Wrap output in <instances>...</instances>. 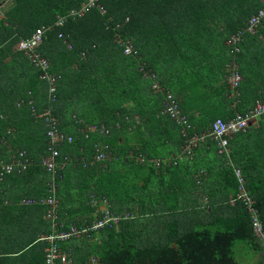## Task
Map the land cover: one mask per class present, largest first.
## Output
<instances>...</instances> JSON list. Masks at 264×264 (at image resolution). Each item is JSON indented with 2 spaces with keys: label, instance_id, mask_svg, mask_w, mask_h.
I'll use <instances>...</instances> for the list:
<instances>
[{
  "label": "trees",
  "instance_id": "obj_1",
  "mask_svg": "<svg viewBox=\"0 0 264 264\" xmlns=\"http://www.w3.org/2000/svg\"><path fill=\"white\" fill-rule=\"evenodd\" d=\"M83 2L0 0V161L22 150L33 160L0 180V264H46L50 242L42 239L71 225L92 227L102 218L103 198L123 220L83 235L82 246L72 245L78 238L61 242L76 264L93 256L99 264H240L237 244L257 256L249 264H264L249 212L232 204L239 182L229 164L232 158L243 169L264 222V116L231 138V157L210 135L217 120L264 103V21L246 34L240 52L229 44L262 1L99 0L105 13L91 7L56 26ZM42 27H54L40 49L60 75L54 104L42 70L16 48ZM119 38L133 42L137 54L126 55ZM234 60L243 76L237 89L229 82ZM154 80L177 97L190 135H204L183 160L170 158L185 137L162 114L165 96ZM49 106L75 137L60 147L61 158L75 159L58 176L57 227L46 217L48 206L22 203L49 198L55 182L43 165L49 129L38 116ZM89 126L109 134L85 138ZM96 142L108 145L107 159L85 167L79 159L92 158Z\"/></svg>",
  "mask_w": 264,
  "mask_h": 264
},
{
  "label": "built area",
  "instance_id": "obj_2",
  "mask_svg": "<svg viewBox=\"0 0 264 264\" xmlns=\"http://www.w3.org/2000/svg\"><path fill=\"white\" fill-rule=\"evenodd\" d=\"M262 1V7L259 9V12L253 15L249 20L247 26L238 33L234 34L229 44L235 47L236 52H240V43L247 33H256L258 28L263 24L264 21V0ZM99 7L102 13H105L106 9L99 3V0H84L83 5L80 9H72L67 15L59 17L56 26L65 27L71 19H77L83 16L89 8ZM54 27H42L37 30L32 37L28 39L21 40L17 45V50L23 51L24 54L32 60L36 67L42 70L41 78L48 82L49 84V102L54 104L58 101V88L60 75L51 71V61L50 59L43 55L40 52V49L45 41V36L48 31ZM61 38L64 37V34H61ZM120 45L125 48L126 55L137 54L134 44L131 41H125L122 38L118 39ZM236 56V55H235ZM229 82L233 85L235 89L239 87L243 81V76L240 70V66L237 60H234L229 66ZM152 78H155L154 73H148ZM153 88L155 90L163 91L164 93V110L162 114L167 115L172 121L182 128V133L184 135V144L182 145V154L179 157H173L172 160L182 158L184 154L191 155L193 148L197 145L199 140L204 138V135H190V129L192 125L188 117L182 112L179 102L175 94L164 89L158 80H154ZM40 119L45 120L46 125L49 129L48 135L50 139L49 146V155L43 159V163L48 169L49 172L56 175L59 168H63L67 165L68 162L73 161V158H66L62 160L61 149L60 147L66 143H73L75 138L73 136H68L63 133L61 129V120L55 115L52 106L48 107L43 113L38 115ZM264 116V103L259 102L256 109L251 111L249 114H239L236 118L226 121L224 119H219L213 124V129L210 135L215 138L219 143L220 153L227 154L230 156V139L239 131L247 129L257 118ZM86 135L88 133H100V134H109V130L103 127L98 126H89L86 128ZM107 148L108 145L102 144L101 142L95 143L96 156L91 164L101 163L107 159ZM19 160L16 162H1L0 163V177L1 179L6 174H11L16 171L17 167L21 169H26L28 164H31L33 160L27 157L26 151L22 150L19 156ZM159 164V161L152 160ZM237 175L240 179V193L238 197L233 201L234 205L243 203L246 210L249 212L252 219V226L254 229L255 236L264 248V222L261 217V212L257 207L256 200L249 192L246 179L243 176L241 169H237ZM58 192V185L56 182L51 185V193L56 195ZM37 201H32L28 204L36 205ZM42 203H48L51 206L50 210L47 213V219L52 220L57 227V222L59 220V203L55 197L50 198L48 201H42ZM123 220L121 217L111 215L110 212H107L106 217L103 220L96 222L92 227L86 229H80L75 225H71L70 231L57 232L49 237H45L42 241H49L50 246L47 249L46 264H76L75 259L71 253L63 251L60 247L61 242L71 240L72 238H80L83 235H88L90 231L98 230L105 227L108 224L116 223L119 224ZM89 264H99V260L96 257H92L89 261Z\"/></svg>",
  "mask_w": 264,
  "mask_h": 264
},
{
  "label": "crops",
  "instance_id": "obj_3",
  "mask_svg": "<svg viewBox=\"0 0 264 264\" xmlns=\"http://www.w3.org/2000/svg\"><path fill=\"white\" fill-rule=\"evenodd\" d=\"M257 105H258V103L255 105V107L253 108V109H251L252 111L253 110H255L256 109V107H257ZM249 114V113H248ZM239 115V114H238ZM237 115V116H238ZM244 115H246V114H244ZM236 116V117H237ZM235 117V118H236ZM262 117V116H261ZM260 118V117H259ZM259 118H257L256 120H259ZM234 119V118H233ZM190 121V120H189ZM230 121V120H229ZM175 123V122H174ZM259 124H260V120H259V122H258ZM259 124H257V125H259ZM179 126V125H178ZM251 126V125H250ZM250 126H248L247 127V129L250 127ZM247 129H245V130H241V131H239L238 133H240V132H242V131H246ZM63 131V130H62ZM63 133H65L66 135H68V136H73L74 137V135H72V134H69V133H66V132H64L63 131ZM82 133H85V131H83ZM86 134V133H85ZM237 134V133H236ZM85 136V138H89V136H87V135H84ZM75 138V137H74ZM230 141H231V139H230ZM94 146H95V144H94ZM230 151H231V153H230V156L229 157H231V155H232V148H231V142H230ZM182 154V150H180V152L179 153H177V155H173V156H171L170 158H172V157H179L180 155ZM222 154V153H221ZM227 155V154H226ZM20 155H16L15 157H14V159L12 160V161H4V162H16L17 160H19V157ZM95 156H96V151L94 152V154H93V156H92V158H90V159H88V158H86V157H83L82 159H79V161L83 164V166H89V165H92L91 164V162L94 160V158H95ZM183 157L182 158H178V160H183L184 158H187V156L189 157L190 155H186V154H184V155H182ZM68 158L70 157V158H73V159H75L74 158V156H67ZM66 157V158H67ZM66 158H63L62 157V160H66ZM169 158V159H170ZM230 159V158H229ZM232 159V158H231ZM229 160L230 162H229V164L230 165H232L233 166V168H234V171L236 172V175H237V169H241L242 170V172H243V169L241 168V167H239V166H237L236 164H235V162L233 161V160ZM32 160V159H31ZM1 162H3V161H0V163ZM44 165V164H43ZM68 165V164H67ZM66 165V166H67ZM65 166V167H66ZM65 167H63V168H59V170H58V173L55 175V182H56V184L58 185V192L56 193V195L54 196V194L53 193H51V196L49 197V198H45V199H36V198H31V199H25V200H23V205H31V204H28V203H30V202H32V201H37L38 203V205H46V206H48L49 207V209H48V211L50 210V208H51V206H49V204L48 203H42V201H48L50 198H52V197H55V199L58 201V203H59V206L61 207V201H60V198H59V184H58V176H59V174H60V171L62 170V169H64ZM16 169H21V167H17ZM21 170H24V169H21ZM6 175H8V174H6ZM5 175V176H6ZM5 176L1 179V177H0V180H3L4 178H5ZM243 176L245 177V179H246V185H247V188H248V182H247V178H246V176L244 175V172H243ZM237 178H238V182H239V192H238V194H237V196H236V198L238 197V195H239V193H240V179H239V177H238V175H237ZM236 198H234L233 200H232V204L234 205V203H233V201L236 199ZM95 201V200H94ZM100 201H99V199L97 200V202L94 204V205H96V204H98ZM101 202H102V204H101V206H102V211H101V214H102V218L100 219V220H103L105 217H106V215H107V212L109 211L110 212V214L111 215H114L113 213H112V211H111V205H110V203H109V201L106 199V198H103L102 200H101ZM6 204H7V202H6ZM36 204V205H37ZM60 207H59V210H60ZM48 211H47V213H48ZM114 216H118L119 217V215H114ZM46 217H47V215H46ZM100 220H98V221H100ZM98 221H96V222H98ZM96 222H94L93 223V225L96 223ZM92 225V226H93ZM116 225H118V224H116V223H112V224H108V225H106L105 227H103V228H106V227H112V226H116ZM103 228H100V229H103ZM100 229H98V230H93V231H99ZM263 256V255H262ZM95 257V256H94ZM97 258V257H96ZM99 260V259H98Z\"/></svg>",
  "mask_w": 264,
  "mask_h": 264
},
{
  "label": "rangeland",
  "instance_id": "obj_4",
  "mask_svg": "<svg viewBox=\"0 0 264 264\" xmlns=\"http://www.w3.org/2000/svg\"><path fill=\"white\" fill-rule=\"evenodd\" d=\"M258 122L259 120H253L252 124L254 125L259 124ZM85 241H88L86 237H81V238L73 240L72 245L74 247H79V246H82V244H84ZM235 251H236L237 258L240 264H249L250 261L252 262L255 261L254 259L257 257L254 253H250L243 244H237ZM72 256L74 257V255Z\"/></svg>",
  "mask_w": 264,
  "mask_h": 264
}]
</instances>
